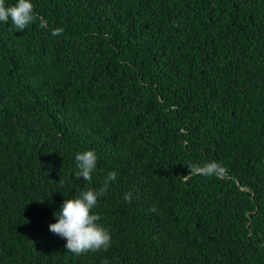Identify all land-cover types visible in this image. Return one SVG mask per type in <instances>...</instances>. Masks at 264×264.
I'll return each mask as SVG.
<instances>
[{"label": "trees", "instance_id": "obj_1", "mask_svg": "<svg viewBox=\"0 0 264 264\" xmlns=\"http://www.w3.org/2000/svg\"><path fill=\"white\" fill-rule=\"evenodd\" d=\"M31 3L0 22V264H264V0ZM111 171L110 247L67 251L54 213Z\"/></svg>", "mask_w": 264, "mask_h": 264}, {"label": "clouds", "instance_id": "obj_2", "mask_svg": "<svg viewBox=\"0 0 264 264\" xmlns=\"http://www.w3.org/2000/svg\"><path fill=\"white\" fill-rule=\"evenodd\" d=\"M9 19L20 31L34 23L37 17L31 0H17V3L7 6L5 0H0V22L6 23ZM63 31V28L58 27L52 30L51 35H62ZM75 162L78 169L77 179L82 177L85 181H91L98 162L95 150L77 152ZM188 169V175L201 176H214L224 171L222 165L216 161L190 165ZM117 175L115 171L109 172L102 187L89 188L72 199H65L60 210L54 213L56 222L49 225V231L66 240L67 251L81 255L100 249L107 250L110 247V231L100 223L101 216L92 210L98 205L99 198L106 194L109 183L115 181ZM124 199L131 202L132 193H125ZM150 210L157 211L155 207Z\"/></svg>", "mask_w": 264, "mask_h": 264}]
</instances>
